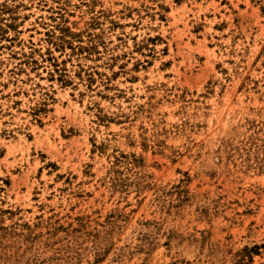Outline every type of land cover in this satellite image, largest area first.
I'll return each instance as SVG.
<instances>
[{
	"label": "rangeland",
	"instance_id": "374dc122",
	"mask_svg": "<svg viewBox=\"0 0 264 264\" xmlns=\"http://www.w3.org/2000/svg\"><path fill=\"white\" fill-rule=\"evenodd\" d=\"M0 264H264V0H0Z\"/></svg>",
	"mask_w": 264,
	"mask_h": 264
}]
</instances>
